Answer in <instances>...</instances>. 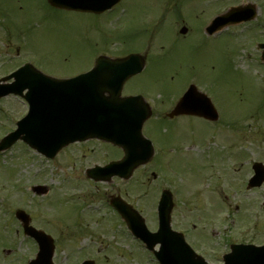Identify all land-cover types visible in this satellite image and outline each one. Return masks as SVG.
I'll list each match as a JSON object with an SVG mask.
<instances>
[{"label":"rangeland","instance_id":"1","mask_svg":"<svg viewBox=\"0 0 264 264\" xmlns=\"http://www.w3.org/2000/svg\"><path fill=\"white\" fill-rule=\"evenodd\" d=\"M248 2L259 3L264 12V0H205L203 5L205 9L210 7L215 16L230 5ZM137 10L142 12L139 5ZM259 17L264 20V13ZM106 20L83 12L56 10L45 0H0V78L27 61L55 76L81 72L96 53L94 41H101L98 38L109 29ZM96 26L101 28L100 33L95 32ZM242 31L240 27H227L212 39L196 38L190 45L174 52L175 60H156L153 66L148 67L146 75L127 86L132 92L150 90L149 87L153 86L154 91L162 94L178 95L192 81L212 97L223 115V124L219 127L200 117H183L163 124L152 120L147 124L146 135L164 147L158 162L156 160L157 166L164 170L161 178L151 180L152 168L145 167L136 170L128 181L116 178L111 182H95L87 177V167L115 158L112 156L116 152L114 148L95 141L84 146L71 144L55 159H49L19 140L9 150L0 152V207H23L33 214L36 225H44L55 237L63 242L66 240L65 246L71 250L73 246L72 252L62 251V246L59 247L56 251L59 264L68 262L64 261L68 252L71 253V261L91 253L100 258L101 264H157L143 246L127 235L125 224L108 204V196L121 191L122 197L138 207L147 218L149 227L156 229L154 201L163 176L183 193L184 209L176 208V220L184 218L191 226L193 222L203 224L207 219L205 226L209 233L217 229L220 238L228 234L222 225L225 221L215 227L211 223V214L207 217L206 212L219 213L224 204L232 218L238 211L236 204L243 200L248 205L240 218L262 230L264 217L254 222L253 216L246 212L256 207L263 190L248 191L249 196L246 197V193L241 191L242 173L231 171L233 184H223L215 193L213 157H207L220 150L217 144L224 142L234 145L228 161L231 167L235 165L234 150L235 153L243 151L245 157L252 152L254 155L264 152V70L256 64L255 58L250 57L249 53L257 55V49L245 47L247 35ZM252 62L256 66H251ZM171 64L179 66L175 69L178 77L174 79L168 78L174 71L171 66L167 67ZM151 94L150 98L160 104L156 93ZM167 105V102L163 103V107ZM26 110L21 98L10 95L0 99V140L13 130ZM94 147L96 151L91 149ZM235 175L237 180H234ZM35 184L50 186L49 194L36 195L30 190ZM249 198H252L254 206ZM77 212L89 221V232L76 233L78 236L72 237V228H79ZM39 213L43 215L39 217ZM8 226L7 232L13 238L18 233L17 229L20 230L19 223L13 219ZM233 230L236 237L241 236L238 227ZM69 238H77L76 246L69 242ZM215 240L224 246L222 240ZM212 245L217 247L215 242ZM14 248L16 256L22 258L26 255L27 261L36 253L33 244L30 241L26 244L23 236L16 237ZM80 248H83L82 252ZM7 264L10 263L7 261Z\"/></svg>","mask_w":264,"mask_h":264},{"label":"flooded vegetation","instance_id":"2","mask_svg":"<svg viewBox=\"0 0 264 264\" xmlns=\"http://www.w3.org/2000/svg\"><path fill=\"white\" fill-rule=\"evenodd\" d=\"M138 5L142 8V12H138ZM203 13L204 8L202 0H122L112 9L100 14L102 17L108 19L106 23L111 25V27H109L106 32L102 33L101 38H98L101 39V41L96 43V45L100 46V49L96 51V56L105 54L111 57H123L134 52L145 53L148 51L146 66L143 70L145 72L144 75H146L148 67L153 66L156 60H175L174 52L176 50L190 45L194 39L205 33ZM98 32L100 33L101 29ZM170 66L171 70L174 71L170 72L168 78L170 77L173 79L179 74L178 71L175 70L179 66L171 64L167 67ZM140 77L142 76L135 75L127 78L122 93L124 95L139 94L140 91L132 92L127 86L130 82ZM148 99L155 107L157 102L149 97ZM170 111H155L157 114L156 122H161L163 124L184 117V115L170 117L168 114ZM155 143L158 148L156 157L159 159L164 147L156 141ZM167 150L168 148H166V151ZM231 150L232 146L228 145L224 150H216L217 152L214 153L212 165L215 168V192L222 188L223 184H227L228 186L231 184L230 172L235 171L236 168L235 165L231 167V165L228 164L232 156ZM258 156L262 157L259 159H251L252 157H245L243 153L239 157L234 155V159L237 157L235 162L239 163V167L236 170L242 173L241 177L244 179L243 185L246 186V189L263 190L256 205L261 204V214L264 217V183L256 186L250 185V183H252V177H254L257 172H260L257 170H264V152L256 154V157ZM221 174L224 177L223 180H221ZM253 182H255V179H253ZM237 208H239L238 205ZM3 209L4 208L0 207V210ZM218 215L216 211L212 212L211 215V219L214 217L211 223H213L212 225L215 227L222 224L218 219ZM4 216H6L5 212L0 214V225L4 220ZM15 219L20 223L21 229L24 231L21 220L17 217ZM175 225L176 229L184 231L186 235H188L191 242L195 244L199 250L207 255H214L215 257H219V255L222 257L224 253L229 251L233 243H255L264 245V235L262 234L264 228L260 230L252 224L245 227L243 237L238 239L233 230L235 229L234 223L222 224L224 230L227 231L228 234L220 238L218 237L220 234L219 230L213 229V231L209 233L207 227H202L198 230L196 224H194L192 228H189L184 219L176 220ZM78 226L79 228L77 229L79 231H85L88 223L80 219ZM1 231L0 228V264H7V261L10 264H23V257H13L12 262L8 260L9 256L14 254L15 243H13V240L10 239L8 235L6 237L2 234ZM215 239L222 240L224 246L222 247L221 242ZM214 242L217 247L212 245ZM56 257L55 255V258ZM25 263H27L26 259L24 260V264ZM55 263L58 264L59 262L56 261ZM64 264H75V261L68 260V262Z\"/></svg>","mask_w":264,"mask_h":264},{"label":"water","instance_id":"3","mask_svg":"<svg viewBox=\"0 0 264 264\" xmlns=\"http://www.w3.org/2000/svg\"><path fill=\"white\" fill-rule=\"evenodd\" d=\"M61 1L67 2L62 3ZM61 1L49 0V2L55 6L78 8L69 0ZM80 4H83L82 0H80ZM25 69H29V71L26 72L24 71ZM36 73H39L41 78H37ZM85 75L71 80L56 79L37 71V69H35L32 65H26L14 74L6 77L5 79H9L14 76L16 81L9 85H1L0 83V96L12 91L22 93L24 89H28L25 97L31 103V110L28 116L23 121L19 122L18 130L9 135V137L3 141L1 147L8 146L18 137H21L47 155L55 156V154L62 147L77 138L83 139L86 136H101L102 138H107L105 133L113 130L112 128H109V123L118 121V115L109 110L108 104H110V102L108 103L107 101V104L101 94L106 87H103V85L101 86V83L96 87L97 94H95L94 90H92V97L95 98L98 96L99 98V100L93 99L94 103L92 106L95 107L85 105L87 96L86 92L89 91V89L85 86V82L90 80V77ZM90 82L96 83L93 79H91ZM100 98L104 101L100 100ZM193 101L194 105L198 101H201L199 104L202 105L203 110H206L205 112L208 113L207 115L212 116L214 111H212L213 109L207 110L205 106L207 102L206 100V102L204 101L205 104H203V101L198 99V97H195ZM74 107L77 108L76 112L73 111ZM184 108L187 112H200L198 110V106L192 107L188 104ZM81 112H86L90 115V118L88 116L86 119L87 125H89L88 128L80 129L75 127V121L77 118L72 115L74 113L81 114ZM130 120L133 122V117ZM135 126L136 123L133 122L129 128H124V130L132 132ZM86 132L87 134L81 136ZM137 133L140 134L139 132ZM135 148L137 152L136 155L139 156V159L131 163L129 170H125L126 172H131V170H133V168H135L138 164L146 162L151 153L150 150L145 154H142L141 147L139 145H135ZM126 152L128 153V158L132 156L127 147ZM128 161L131 162L132 157L131 160L129 158ZM110 169L116 170V167ZM130 172L128 174H124V176L129 177L131 175ZM90 173L96 177L100 176L92 170H90ZM109 176L111 175H108L107 177ZM36 189L39 190L40 187ZM113 203L117 208L121 209L120 211L123 212L124 215L128 217L127 219L130 228L137 235H140L147 242L150 248H154L155 244L158 242L162 244L161 250L156 252V254L163 264H205L201 259L198 260L185 244H183V251L179 253V251H173L171 244L168 243L170 238L167 232L170 229L169 221L171 211L169 203L162 211L160 230L157 233H150L147 230L144 220L141 216H139L136 210H133L130 206L127 208L121 205L118 199L113 201ZM19 215L22 217L23 213H19ZM47 238L50 241L47 249L51 253L53 251L52 239L49 236H47ZM49 260V256L46 255V262Z\"/></svg>","mask_w":264,"mask_h":264},{"label":"snow or ice","instance_id":"4","mask_svg":"<svg viewBox=\"0 0 264 264\" xmlns=\"http://www.w3.org/2000/svg\"><path fill=\"white\" fill-rule=\"evenodd\" d=\"M99 70L100 69L98 68L97 71H99ZM24 71L27 72V71H29V69H25ZM36 76H37V78H41L39 73H36ZM189 99H190V97H185V102H189Z\"/></svg>","mask_w":264,"mask_h":264}]
</instances>
